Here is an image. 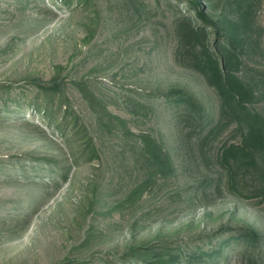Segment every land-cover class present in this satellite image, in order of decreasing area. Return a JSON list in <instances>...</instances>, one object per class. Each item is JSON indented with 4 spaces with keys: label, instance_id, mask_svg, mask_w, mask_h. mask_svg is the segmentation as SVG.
Instances as JSON below:
<instances>
[{
    "label": "rangeland",
    "instance_id": "obj_1",
    "mask_svg": "<svg viewBox=\"0 0 264 264\" xmlns=\"http://www.w3.org/2000/svg\"><path fill=\"white\" fill-rule=\"evenodd\" d=\"M182 17L264 112V0H0V264H264V154L232 182Z\"/></svg>",
    "mask_w": 264,
    "mask_h": 264
},
{
    "label": "trees",
    "instance_id": "obj_2",
    "mask_svg": "<svg viewBox=\"0 0 264 264\" xmlns=\"http://www.w3.org/2000/svg\"><path fill=\"white\" fill-rule=\"evenodd\" d=\"M192 1L198 2V0ZM199 12L204 14L201 10ZM178 25L187 49L197 51L193 55L194 65L206 74L220 97L219 116L221 118L228 115L234 116L242 131V138L239 142L226 143L220 151L221 159L234 182L237 179V172L241 170L244 172L250 167L259 166L264 154V112L250 105L257 95L256 90L236 72L240 59L235 45L240 34L231 33L232 36L227 43L222 42L223 51L217 54L204 42L206 36L204 25L193 24L187 17H182ZM148 139L150 140H146L147 145L158 147L160 150L159 145L152 141L151 137ZM152 153L159 154L154 150ZM251 234L252 238L258 237L255 231ZM215 252L222 255L221 250H215ZM166 258L163 256L161 261Z\"/></svg>",
    "mask_w": 264,
    "mask_h": 264
}]
</instances>
